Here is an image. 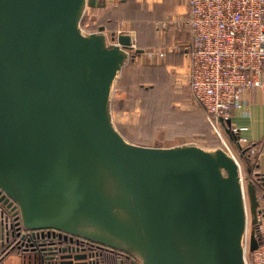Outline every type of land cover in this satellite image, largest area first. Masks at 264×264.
<instances>
[{
  "label": "water",
  "instance_id": "obj_1",
  "mask_svg": "<svg viewBox=\"0 0 264 264\" xmlns=\"http://www.w3.org/2000/svg\"><path fill=\"white\" fill-rule=\"evenodd\" d=\"M86 6L0 0V190L17 204L20 225L92 241L136 264H246L247 215L252 252L259 212L249 156L237 141L238 158L196 142L128 140L111 105L131 37L111 33V43L103 26L86 31ZM28 251L24 264H89L88 255Z\"/></svg>",
  "mask_w": 264,
  "mask_h": 264
},
{
  "label": "built area",
  "instance_id": "obj_2",
  "mask_svg": "<svg viewBox=\"0 0 264 264\" xmlns=\"http://www.w3.org/2000/svg\"><path fill=\"white\" fill-rule=\"evenodd\" d=\"M187 4L188 13L184 17H173L159 25L162 29L168 24H173L175 29H187L189 40L150 50L142 49L143 53H140L158 61L164 60L169 53L182 55L185 63L175 70V83L189 88L192 100L202 109L212 132L218 136L220 147L236 158L221 126L226 124L234 110L245 105L243 91L264 89V0H187ZM114 34L125 33L118 30ZM106 35L112 43L110 35ZM132 46L129 53L136 51L133 41ZM130 55L134 57V54ZM231 131L237 134L238 128L231 127ZM238 140L241 139L236 136ZM252 148L249 158L254 152ZM251 178L264 185V173L251 172ZM1 196L2 211L18 219L16 230L19 238L16 244L23 249L19 255L25 254L26 248H30V253L38 251L43 256L50 255L52 245L46 242L45 237L38 235L34 240L30 239L32 235L49 230H25L19 223L17 204L0 190ZM2 230L0 244L5 241V229ZM254 236L258 246L250 252L249 261L245 253L246 264H264V222L257 221ZM248 238L246 230V252ZM51 255L57 258L55 254ZM91 259L92 256L88 255L89 264H92Z\"/></svg>",
  "mask_w": 264,
  "mask_h": 264
},
{
  "label": "rangeland",
  "instance_id": "obj_3",
  "mask_svg": "<svg viewBox=\"0 0 264 264\" xmlns=\"http://www.w3.org/2000/svg\"><path fill=\"white\" fill-rule=\"evenodd\" d=\"M86 22L85 19L82 21V27L89 31ZM135 43L137 44V39ZM136 48L139 47L136 45ZM150 49L154 47L144 50ZM130 53L134 57H129L121 72L122 79L116 83L113 92V120L118 130L131 142L145 146L168 147L196 142L211 147L202 131V109L194 103L187 88L183 91L184 88L175 83V70L179 68H166L164 60L151 59L143 52ZM149 85L152 89H145ZM228 133L232 134L230 129ZM227 141L232 145L233 140ZM235 156L238 158L236 153ZM240 169L244 185L246 174L241 162ZM247 216L249 233V213ZM246 259L249 261L248 252Z\"/></svg>",
  "mask_w": 264,
  "mask_h": 264
},
{
  "label": "crops",
  "instance_id": "obj_4",
  "mask_svg": "<svg viewBox=\"0 0 264 264\" xmlns=\"http://www.w3.org/2000/svg\"><path fill=\"white\" fill-rule=\"evenodd\" d=\"M125 0H87L86 11L82 21L87 20V24L96 23L101 17L108 14L112 16L117 6H120ZM135 4L144 6L147 12L157 11V18H153V22L158 27V21L162 20L163 22H169L173 17H184L188 13V4L187 0H133ZM109 17V18H110ZM161 22V23H163ZM84 23V22H83ZM160 23V24H161ZM169 26V24H168ZM167 26V27H168ZM162 29L159 25L158 27V46H147L141 47L145 48H158L172 43L185 42L189 40V32L187 29H174L173 31ZM118 30L122 31L125 34H129L131 40L135 43L137 36L136 31L132 26V21L128 19H117L114 25L113 30H109L104 27L106 33H114ZM167 30V31H166ZM91 32V31H88ZM135 32V33H134ZM136 37V39H135ZM136 44V43H135ZM137 45V44H136ZM185 61L181 59V63L174 65L177 69L183 67ZM242 98L244 99L245 105L236 109L232 112L229 119V125L223 124L221 126L222 132L228 140L232 138L236 142V136L241 139L246 144H251L252 149L254 150L251 154V160L254 161L256 166V171L258 173H264V89H255V90H245L242 93ZM112 117L114 114V98H112ZM114 118V117H113ZM229 126V127H228ZM228 127L231 130V127L238 128L237 134L228 135L225 131V128ZM172 146V145H171ZM221 146V145H220ZM233 150L234 146L231 145ZM236 153V151L234 150ZM264 201L260 200L259 205H263ZM18 254L7 256L2 264H24L22 259Z\"/></svg>",
  "mask_w": 264,
  "mask_h": 264
},
{
  "label": "trees",
  "instance_id": "obj_5",
  "mask_svg": "<svg viewBox=\"0 0 264 264\" xmlns=\"http://www.w3.org/2000/svg\"><path fill=\"white\" fill-rule=\"evenodd\" d=\"M112 16H108V14L101 17L96 23H91L88 26L89 31H96L100 26H103L109 30L114 29V25L117 19H128L132 21V26L134 30L136 31L137 36V46L139 48L141 47H147V46H158L159 45V39L158 37V27L161 22L167 21L165 19H161L158 22V27L153 22V18L158 17L157 11L153 12H147L146 8L141 5H137L134 3L133 0H125L120 4V6H117L112 12ZM110 17V18H109ZM175 28L173 27V24H169L167 27V30L173 31ZM166 30V31H167ZM137 54V53H136ZM182 55L180 53H169L165 56L164 63L165 67L178 65L181 63ZM126 65L122 68V70L125 68ZM122 72V71H121ZM122 77H120V82ZM142 86V85H141ZM183 91H185L188 87L183 86ZM147 90H151L152 86L145 87ZM201 122H202V131L206 135L204 137L208 141V145L211 147L220 146V140L216 134L212 132V128L209 124V122L206 119V116L203 111H201ZM127 138V137H126ZM128 139V138H127ZM240 145V150L243 152V155L248 157L250 154V149L252 148L251 144H246L242 140L237 141ZM250 161L247 162L248 167L251 169V172L256 171V166L254 164V161L249 158ZM248 179H252L251 175L247 176ZM255 182V190L258 200L264 201V185L260 184L257 181ZM259 212L257 214V221L264 222V203L263 205H258ZM18 219L15 217H9L7 216L2 209L0 208V237L3 233L2 228L5 229V241L4 244H0V264L3 262V260L9 256L14 254H20L23 249L18 248V245L16 244V240L19 238L17 236V228H18ZM110 253H103L102 258H100V263L105 264L106 262H111L113 259H111ZM248 256H250V252H248ZM104 257V258H103ZM122 264H129L125 262Z\"/></svg>",
  "mask_w": 264,
  "mask_h": 264
},
{
  "label": "flooded vegetation",
  "instance_id": "obj_6",
  "mask_svg": "<svg viewBox=\"0 0 264 264\" xmlns=\"http://www.w3.org/2000/svg\"><path fill=\"white\" fill-rule=\"evenodd\" d=\"M45 237L47 239L46 242L51 243L52 250L49 254H55L59 260V257L62 255H90L92 256L91 263L92 264H102L100 263V258H102L103 253H110L111 262H106L105 264H122L125 262L129 264H136L134 258L131 256H126L124 253L118 252L116 250H112L105 246H101L97 243L92 241H88L83 238H79L76 236H70L68 234L59 233L57 231H46V232H39V234L32 235L30 239H35L37 236ZM21 239H23L21 237ZM33 239V240H34ZM30 249V248H28ZM38 256H42L41 252L37 251ZM104 258V257H103ZM68 259V258H65ZM85 261H88L87 258Z\"/></svg>",
  "mask_w": 264,
  "mask_h": 264
}]
</instances>
